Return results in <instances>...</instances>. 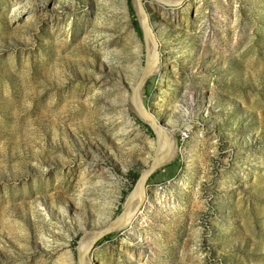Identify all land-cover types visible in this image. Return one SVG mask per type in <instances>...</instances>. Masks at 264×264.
<instances>
[{"label":"rangeland","instance_id":"rangeland-1","mask_svg":"<svg viewBox=\"0 0 264 264\" xmlns=\"http://www.w3.org/2000/svg\"><path fill=\"white\" fill-rule=\"evenodd\" d=\"M0 264H264V0H0Z\"/></svg>","mask_w":264,"mask_h":264},{"label":"bare ground","instance_id":"bare-ground-1","mask_svg":"<svg viewBox=\"0 0 264 264\" xmlns=\"http://www.w3.org/2000/svg\"><path fill=\"white\" fill-rule=\"evenodd\" d=\"M134 2L136 4V3H139L140 0H134ZM153 71H154L153 65H149L143 71L141 78L145 79ZM139 82H140V78H139L138 83ZM134 106L135 108H137L135 103H134ZM157 130H158V135L161 139L159 141L157 161L154 162V166L165 164L171 158V156L175 153V147L172 143V140L169 139L168 135L164 131H162L161 129H157ZM99 170H102V167H99ZM142 197H143V189L140 187L139 190L135 193V195L129 198L127 207L124 210L123 215L120 216L118 219H116V221H113L112 223H105V224L103 223L101 225L100 232L104 230L114 229L116 227H122L124 224L128 222V220H132V223H135L139 215L137 211V207H139V204L142 202Z\"/></svg>","mask_w":264,"mask_h":264},{"label":"trees","instance_id":"trees-1","mask_svg":"<svg viewBox=\"0 0 264 264\" xmlns=\"http://www.w3.org/2000/svg\"><path fill=\"white\" fill-rule=\"evenodd\" d=\"M137 23L136 22H134V25H136Z\"/></svg>","mask_w":264,"mask_h":264},{"label":"water","instance_id":"water-1","mask_svg":"<svg viewBox=\"0 0 264 264\" xmlns=\"http://www.w3.org/2000/svg\"><path fill=\"white\" fill-rule=\"evenodd\" d=\"M114 221V220H113Z\"/></svg>","mask_w":264,"mask_h":264}]
</instances>
